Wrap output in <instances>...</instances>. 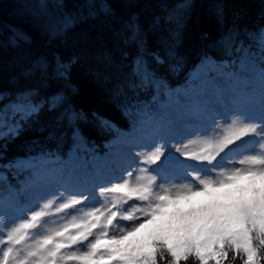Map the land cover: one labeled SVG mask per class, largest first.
Masks as SVG:
<instances>
[{
	"label": "trees",
	"instance_id": "obj_1",
	"mask_svg": "<svg viewBox=\"0 0 264 264\" xmlns=\"http://www.w3.org/2000/svg\"><path fill=\"white\" fill-rule=\"evenodd\" d=\"M262 28L264 0H0V164L65 157L75 134L102 151L158 109L139 63L175 86Z\"/></svg>",
	"mask_w": 264,
	"mask_h": 264
},
{
	"label": "snow or ice",
	"instance_id": "obj_2",
	"mask_svg": "<svg viewBox=\"0 0 264 264\" xmlns=\"http://www.w3.org/2000/svg\"><path fill=\"white\" fill-rule=\"evenodd\" d=\"M257 43L264 54V30ZM239 55L244 66L256 67V53L241 45ZM258 73L264 89V67ZM63 115L69 122L77 118ZM245 137L254 138L247 143L258 150L216 167L217 157ZM167 150L161 142L138 153L144 167L99 187V206L85 205L83 193L60 200V192L26 218L0 224V264H264V116L259 122L236 116L219 134L176 145L185 159L212 166H186L191 180L183 183H157L154 173Z\"/></svg>",
	"mask_w": 264,
	"mask_h": 264
},
{
	"label": "rangeland",
	"instance_id": "obj_3",
	"mask_svg": "<svg viewBox=\"0 0 264 264\" xmlns=\"http://www.w3.org/2000/svg\"><path fill=\"white\" fill-rule=\"evenodd\" d=\"M250 36L249 42L255 48L243 45L256 53L253 65L241 63L239 48L230 61H218L206 56L191 70L188 78L179 85L171 86L147 67L145 61L138 64L140 82L151 84L156 90L154 99L158 113L144 110L129 130H117L102 147L95 151L87 147L79 134L65 157L55 154L18 157L8 164H0V224H13L26 218L29 210L53 196L64 192L89 196L85 205L99 206L104 201L99 195V187L119 182L128 172L138 173L141 157L138 153L151 151L156 144L165 143L168 149L164 163L157 175V183L179 184L191 180L186 166L208 167L197 161L187 160L175 151L182 145L198 137L219 134L236 116H246L259 122L264 116V89H262L258 68L263 67L258 48V35ZM144 67V71L140 68ZM245 143L237 142L227 156L217 157L216 167L232 166L230 161L244 154L258 150V145L247 143L254 139L245 137ZM197 148V145H191ZM228 150H226L227 152ZM223 157V159H222ZM238 166V165H237ZM157 165H152L150 171ZM214 174V173H212ZM130 203H139L132 201ZM80 207V206H77ZM58 220L56 216L46 218ZM129 225V221H120Z\"/></svg>",
	"mask_w": 264,
	"mask_h": 264
}]
</instances>
